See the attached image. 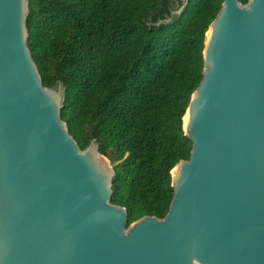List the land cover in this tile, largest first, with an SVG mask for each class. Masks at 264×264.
<instances>
[{"label": "water", "instance_id": "obj_1", "mask_svg": "<svg viewBox=\"0 0 264 264\" xmlns=\"http://www.w3.org/2000/svg\"><path fill=\"white\" fill-rule=\"evenodd\" d=\"M179 15L188 0H175ZM28 0H0V264H264V0H222L182 118L162 219L126 226L114 171L60 120L26 46ZM167 21V20H165Z\"/></svg>", "mask_w": 264, "mask_h": 264}, {"label": "trees", "instance_id": "obj_2", "mask_svg": "<svg viewBox=\"0 0 264 264\" xmlns=\"http://www.w3.org/2000/svg\"><path fill=\"white\" fill-rule=\"evenodd\" d=\"M221 3L188 0L171 15L175 0H28L26 46L41 84L63 87L59 117L79 150L93 141L110 163V203L126 226L168 210L170 171L191 147L182 118Z\"/></svg>", "mask_w": 264, "mask_h": 264}]
</instances>
